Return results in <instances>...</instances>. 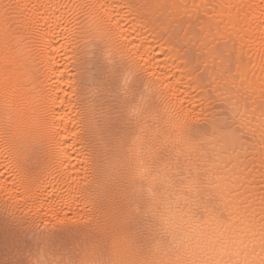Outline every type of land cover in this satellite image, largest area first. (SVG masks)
Wrapping results in <instances>:
<instances>
[{"label": "bare ground", "instance_id": "bare-ground-1", "mask_svg": "<svg viewBox=\"0 0 264 264\" xmlns=\"http://www.w3.org/2000/svg\"><path fill=\"white\" fill-rule=\"evenodd\" d=\"M0 264H264V0H0Z\"/></svg>", "mask_w": 264, "mask_h": 264}, {"label": "snow or ice", "instance_id": "snow-or-ice-1", "mask_svg": "<svg viewBox=\"0 0 264 264\" xmlns=\"http://www.w3.org/2000/svg\"><path fill=\"white\" fill-rule=\"evenodd\" d=\"M61 223H63V221H61Z\"/></svg>", "mask_w": 264, "mask_h": 264}]
</instances>
